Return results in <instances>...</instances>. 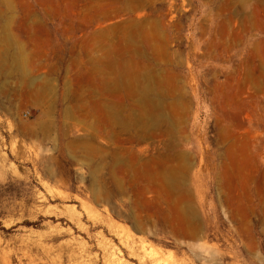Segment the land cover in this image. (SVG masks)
Wrapping results in <instances>:
<instances>
[{
    "label": "rangeland",
    "instance_id": "374dc122",
    "mask_svg": "<svg viewBox=\"0 0 264 264\" xmlns=\"http://www.w3.org/2000/svg\"><path fill=\"white\" fill-rule=\"evenodd\" d=\"M0 264H264V0H0Z\"/></svg>",
    "mask_w": 264,
    "mask_h": 264
}]
</instances>
